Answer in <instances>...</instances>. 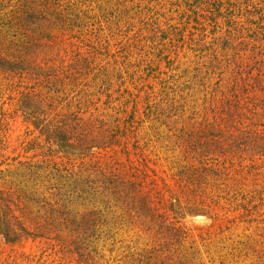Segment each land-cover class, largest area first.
I'll list each match as a JSON object with an SVG mask.
<instances>
[{"label": "rangeland", "instance_id": "obj_1", "mask_svg": "<svg viewBox=\"0 0 264 264\" xmlns=\"http://www.w3.org/2000/svg\"><path fill=\"white\" fill-rule=\"evenodd\" d=\"M0 264H264V0H0Z\"/></svg>", "mask_w": 264, "mask_h": 264}]
</instances>
